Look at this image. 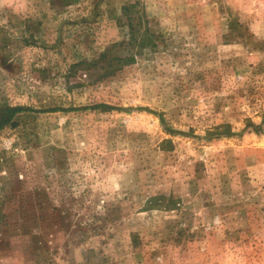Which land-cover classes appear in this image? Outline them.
<instances>
[{
	"label": "rangeland",
	"instance_id": "rangeland-1",
	"mask_svg": "<svg viewBox=\"0 0 264 264\" xmlns=\"http://www.w3.org/2000/svg\"><path fill=\"white\" fill-rule=\"evenodd\" d=\"M0 103V264H264V0H0Z\"/></svg>",
	"mask_w": 264,
	"mask_h": 264
},
{
	"label": "trees",
	"instance_id": "trees-1",
	"mask_svg": "<svg viewBox=\"0 0 264 264\" xmlns=\"http://www.w3.org/2000/svg\"><path fill=\"white\" fill-rule=\"evenodd\" d=\"M93 108L108 109L110 108V106L105 103H100V104L94 105ZM23 110H25L24 106L23 107L22 106H9V105L0 103V128L3 127L6 122L11 120V116L13 113L21 112ZM248 124L249 126H252V127L254 125L252 122H249Z\"/></svg>",
	"mask_w": 264,
	"mask_h": 264
}]
</instances>
